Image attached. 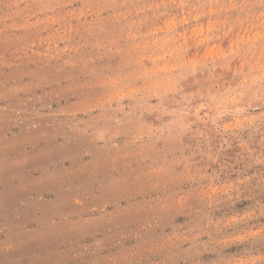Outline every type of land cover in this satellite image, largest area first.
I'll use <instances>...</instances> for the list:
<instances>
[{
	"label": "rangeland",
	"instance_id": "1",
	"mask_svg": "<svg viewBox=\"0 0 264 264\" xmlns=\"http://www.w3.org/2000/svg\"><path fill=\"white\" fill-rule=\"evenodd\" d=\"M0 264H264V0H0Z\"/></svg>",
	"mask_w": 264,
	"mask_h": 264
}]
</instances>
